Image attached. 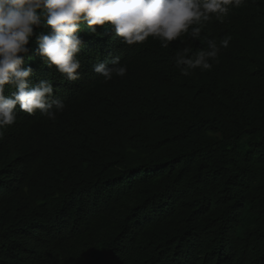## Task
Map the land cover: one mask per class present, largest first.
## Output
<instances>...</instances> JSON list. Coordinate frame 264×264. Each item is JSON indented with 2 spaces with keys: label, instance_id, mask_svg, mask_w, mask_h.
I'll return each instance as SVG.
<instances>
[{
  "label": "trees",
  "instance_id": "16d2710c",
  "mask_svg": "<svg viewBox=\"0 0 264 264\" xmlns=\"http://www.w3.org/2000/svg\"><path fill=\"white\" fill-rule=\"evenodd\" d=\"M96 27L82 24L76 82L29 44V85L52 79L66 108L17 105L0 136V264H264V0L207 22L202 40L229 47L187 77L179 41ZM116 55L128 72L104 82L92 65Z\"/></svg>",
  "mask_w": 264,
  "mask_h": 264
},
{
  "label": "clouds",
  "instance_id": "9594fccd",
  "mask_svg": "<svg viewBox=\"0 0 264 264\" xmlns=\"http://www.w3.org/2000/svg\"><path fill=\"white\" fill-rule=\"evenodd\" d=\"M248 0H0V136L17 120L19 111L34 115L39 112L50 120L63 113L66 104L54 95L52 79H41L29 85L32 67H22L33 41L43 65L55 66L63 78L80 79L78 58L82 50V24L89 33L97 34L96 26H107L121 45L143 44L149 37L169 48L174 41L184 45L175 52L174 66L182 76L199 69L211 71L219 62L221 48H228L231 37L202 40V29L213 18L223 22L233 9ZM47 28V32L39 31ZM190 41L206 44L195 52ZM92 71L104 82L123 78L128 72L121 57L97 62ZM6 86L14 88L5 95Z\"/></svg>",
  "mask_w": 264,
  "mask_h": 264
}]
</instances>
